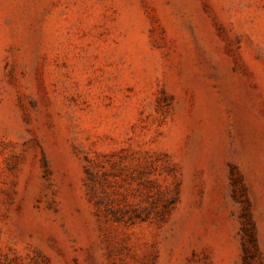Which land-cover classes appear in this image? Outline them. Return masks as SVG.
I'll return each instance as SVG.
<instances>
[{"label": "rangeland", "instance_id": "rangeland-1", "mask_svg": "<svg viewBox=\"0 0 264 264\" xmlns=\"http://www.w3.org/2000/svg\"><path fill=\"white\" fill-rule=\"evenodd\" d=\"M0 264H264V0H0Z\"/></svg>", "mask_w": 264, "mask_h": 264}]
</instances>
